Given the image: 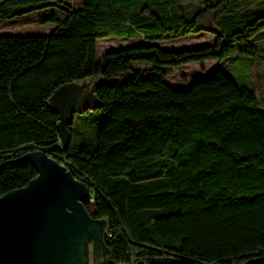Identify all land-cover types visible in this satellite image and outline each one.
Listing matches in <instances>:
<instances>
[{
	"label": "trees",
	"instance_id": "trees-1",
	"mask_svg": "<svg viewBox=\"0 0 264 264\" xmlns=\"http://www.w3.org/2000/svg\"><path fill=\"white\" fill-rule=\"evenodd\" d=\"M80 2L0 0V18L64 12L47 13V33H0V163L59 144L48 96L98 76L90 86L105 116L95 144L72 148L69 135L47 154L87 186V212L108 217L103 242L115 262L264 264V109L254 88L236 84L224 63L184 89L164 80L167 65L237 52L264 60L252 39L264 0ZM199 30L212 41L161 46ZM108 35L139 41L96 58V39ZM36 174L30 160L0 164V195Z\"/></svg>",
	"mask_w": 264,
	"mask_h": 264
},
{
	"label": "water",
	"instance_id": "water-1",
	"mask_svg": "<svg viewBox=\"0 0 264 264\" xmlns=\"http://www.w3.org/2000/svg\"><path fill=\"white\" fill-rule=\"evenodd\" d=\"M98 102L92 88L61 84L47 98L48 108L57 115L61 144L40 146L0 163L30 160L37 170L25 186L0 195V264H103L113 260L103 242L108 217L87 212L82 204L92 200L87 186L47 154L65 149L69 139L65 126L72 112Z\"/></svg>",
	"mask_w": 264,
	"mask_h": 264
},
{
	"label": "rangeland",
	"instance_id": "rangeland-1",
	"mask_svg": "<svg viewBox=\"0 0 264 264\" xmlns=\"http://www.w3.org/2000/svg\"><path fill=\"white\" fill-rule=\"evenodd\" d=\"M198 0H184V4L191 6L195 4ZM255 1V0H253ZM70 5H80V0H68ZM57 12L58 16H63L64 12L58 8H54V6H49L44 9H37L33 12H27L25 14L16 16V21H8L6 18H0V24L4 26L6 29L3 31L0 30V33H12V34H40L47 33L50 31L52 27V22L50 19H44L43 21L37 20L36 16L40 17L45 11L49 13ZM213 39V34L205 31L199 30L195 33H188L185 35L178 36L176 38L166 40L163 42L161 46L169 47V48H180L184 46H195L203 43L211 42ZM252 39H256L254 44L258 48L259 55H262L264 48V27L257 30L253 35ZM139 41V39L130 37H118L114 35H108L105 37H99L95 41L96 45V58H100L101 54L109 49L114 48L126 44H132ZM231 56V55H230ZM227 57L226 59L230 58ZM244 57V59H242ZM226 59H218L219 61H226ZM261 63H258V62ZM213 60H201V61H188L186 63L180 65H167L166 71H168L167 75L164 77V80L171 86L179 87V89L186 88L190 82H192L195 78H204L210 72V65ZM133 66H147L149 63L143 60H133L131 61ZM258 66V70L254 69V66ZM262 65V66H261ZM213 66V64H212ZM222 66V65H221ZM248 66L250 67L248 70ZM261 66V68H260ZM216 67V66H214ZM226 72L232 71V77L236 80V84L245 83L247 85L252 86L249 83V80L253 81V88L259 98L260 107L264 109V83L260 84V81L257 79V75L264 71V60L260 58V56H251V54L246 55L244 52H237L235 57L230 58V63L224 67ZM227 73V74H228ZM230 74V73H229ZM98 77V76H97ZM96 76H88L84 79L78 80L86 88L88 91L91 88L90 83L92 80L97 78ZM82 81H87L84 83ZM73 85L76 86L74 84ZM188 84V85H187ZM78 87V86H77ZM173 87V88H176ZM95 104H90L83 106L79 111L74 110L72 112L71 121L68 124L70 128V143L71 147L75 148L81 144H86L88 146H92L95 144V135L96 130L105 116V112L101 107L94 106ZM50 156V155H49ZM52 157V156H50ZM93 203L90 200V211H93ZM117 264V263H116ZM120 264V263H118Z\"/></svg>",
	"mask_w": 264,
	"mask_h": 264
},
{
	"label": "crops",
	"instance_id": "crops-1",
	"mask_svg": "<svg viewBox=\"0 0 264 264\" xmlns=\"http://www.w3.org/2000/svg\"><path fill=\"white\" fill-rule=\"evenodd\" d=\"M34 11H36V10H34ZM30 12H33V11H30ZM47 13L48 12L45 11L43 14H41V13L38 14V15H41V16L40 17L36 16L37 20L43 21L44 20L43 18L47 15ZM16 18L17 17L15 16V17H12V18H6V20H8V21H16L17 20ZM52 26H53V24H52ZM4 29H6V28L0 24V30L3 31ZM252 56H254V55H252ZM210 59L213 60V62H215V63H212L213 66H212V64L210 65L209 72L212 71L214 68H216L218 66H221L223 64V62L222 61H219L218 59H215V58H210ZM242 59H244V57ZM203 60H208V59H203ZM229 63H230V59H227L226 61H224V65L225 66L228 65ZM258 63H261V62L259 61ZM214 66H216V67H214ZM261 66H260V68H261ZM249 68L250 67L248 66V70H249ZM253 68L256 69V70H258V66L257 65L254 66ZM229 71H231L229 73L232 74V71L235 72L236 70L232 69V70H229ZM257 79L260 81V84L264 83V71L262 73H260V74L257 75ZM82 82L87 83V81H82ZM249 83H251L252 84L251 87H253V81L252 80H249ZM74 84L76 86H78V87H85V85H82L80 81H74ZM173 87H176V86H173Z\"/></svg>",
	"mask_w": 264,
	"mask_h": 264
},
{
	"label": "flooded vegetation",
	"instance_id": "flooded-vegetation-1",
	"mask_svg": "<svg viewBox=\"0 0 264 264\" xmlns=\"http://www.w3.org/2000/svg\"><path fill=\"white\" fill-rule=\"evenodd\" d=\"M103 238H104V235H103ZM103 264H116L115 262V259L113 258V260L111 262H108V263H103ZM118 264V263H117Z\"/></svg>",
	"mask_w": 264,
	"mask_h": 264
},
{
	"label": "built area",
	"instance_id": "built-area-1",
	"mask_svg": "<svg viewBox=\"0 0 264 264\" xmlns=\"http://www.w3.org/2000/svg\"><path fill=\"white\" fill-rule=\"evenodd\" d=\"M58 143L60 144V137L58 138ZM63 164V163H62ZM64 165V164H63Z\"/></svg>",
	"mask_w": 264,
	"mask_h": 264
},
{
	"label": "bare ground",
	"instance_id": "bare-ground-1",
	"mask_svg": "<svg viewBox=\"0 0 264 264\" xmlns=\"http://www.w3.org/2000/svg\"><path fill=\"white\" fill-rule=\"evenodd\" d=\"M61 143V142H60Z\"/></svg>",
	"mask_w": 264,
	"mask_h": 264
}]
</instances>
